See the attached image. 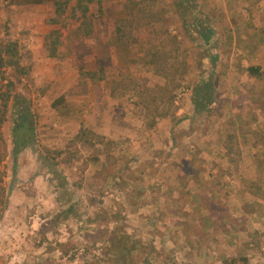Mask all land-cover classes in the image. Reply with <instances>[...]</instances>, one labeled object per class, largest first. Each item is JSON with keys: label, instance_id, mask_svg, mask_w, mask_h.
I'll return each instance as SVG.
<instances>
[{"label": "rangeland", "instance_id": "1", "mask_svg": "<svg viewBox=\"0 0 264 264\" xmlns=\"http://www.w3.org/2000/svg\"><path fill=\"white\" fill-rule=\"evenodd\" d=\"M18 1L0 0V43H16L20 63L29 71L15 87L3 126L8 156L0 183L5 195L2 209L0 190V264H264L261 248L246 250L240 239H231L234 235L221 239V227L210 241L200 224L197 229L183 224L196 230L192 242L177 235L150 244L144 233L159 231L167 237L168 225L164 224V232L157 230L158 224L142 221L146 209L134 208L135 203L147 201L151 194L142 190L156 180L149 184L138 175L133 183L128 181L130 164L146 163L149 156L143 160L135 146L122 151L114 144V119L122 133L130 128L126 119L140 121V134L144 125L152 127L156 113L147 111L142 99L145 89L162 79L145 64L148 52L166 43L176 61L186 63L173 103L192 98L195 70L208 71L200 66L206 55L196 45L200 39L181 29L179 20L171 16L179 14L181 0H101L100 10L94 2L89 8L93 35L84 40L65 34L55 58L47 50L48 35L60 27L52 22L53 0L39 5ZM182 8L190 22V10L185 4ZM119 25L125 38L121 54L115 45ZM160 31L168 38L157 36ZM174 38L176 44L170 43ZM181 87L189 92L176 100ZM116 88L125 95L114 104ZM18 97L28 106L25 123L32 129L27 135L33 147L22 149L14 167L11 139L21 122L18 108L13 107ZM173 103L158 111L171 116L172 122ZM82 130L102 136L109 146L91 135L80 140ZM103 167L107 173L96 177ZM13 176L15 182L6 196ZM161 190L157 189L158 196Z\"/></svg>", "mask_w": 264, "mask_h": 264}, {"label": "crops", "instance_id": "2", "mask_svg": "<svg viewBox=\"0 0 264 264\" xmlns=\"http://www.w3.org/2000/svg\"><path fill=\"white\" fill-rule=\"evenodd\" d=\"M184 4L192 14L190 22L182 13ZM178 6L179 14L171 16L181 29L200 39L199 50H206L200 66L208 71L195 70L192 78L197 87L212 85L214 101L206 112H196L193 90L190 100L173 103L174 122L171 116L156 115L152 127H142L143 134L138 119H126L130 128L123 133L114 119V144L122 151L135 146L143 160L149 156L146 163L130 164L128 181L133 183L138 175L149 184L156 180L142 190L151 194L147 201L142 198L134 208L148 211L145 224H158L157 230L168 228L171 233L167 237L159 231L144 233L153 245L177 235L191 240L196 230L181 225L197 229L200 224L210 241L221 227V239L234 235L231 239H240L244 249L264 251V0H181ZM115 45L121 54L122 45L117 40ZM124 95L114 89V104ZM14 102L21 121L14 132L29 129L26 101L18 97ZM28 141L32 148L30 137Z\"/></svg>", "mask_w": 264, "mask_h": 264}, {"label": "trees", "instance_id": "3", "mask_svg": "<svg viewBox=\"0 0 264 264\" xmlns=\"http://www.w3.org/2000/svg\"><path fill=\"white\" fill-rule=\"evenodd\" d=\"M46 0H20L18 4H33L39 5ZM96 2L98 10L101 9V0H53L54 19L53 24L59 25V29L51 32L47 37V50L49 56L57 57V50L62 48V40L67 33H73L75 38L88 39L93 35L94 23L89 14L90 4ZM150 29L154 27L150 24ZM114 28V23H113ZM149 29V30H150ZM148 30V32H149ZM167 32L160 31L157 36H164ZM116 36L119 43L124 42V31L121 25L116 27ZM167 37V35L165 36ZM168 38V37H167ZM176 44V39L169 41ZM166 43H158V46L150 49L148 52V60L146 65L153 68L156 75L162 81L155 84L151 88H146L144 91V98L142 99L143 106L147 111L155 112L158 116H165L161 114L160 107L163 105H172L174 90L179 87L180 83L186 75V63L176 61L173 55V50H167ZM9 72V73H8ZM28 69L20 63L18 48L14 42L0 43V82L2 89H0V183L3 177L6 176L4 163L8 156L6 142L3 136V126L7 122L8 112L10 110V101L13 98L14 90L18 82L28 75ZM193 104L196 112L204 113L214 101L212 85L205 83L202 87L194 89ZM153 108V109H152ZM27 129V132L20 134V131ZM27 133H32L31 128L21 127L18 131L12 134V154L16 158L22 149L30 147L29 136ZM91 135L100 143L105 142L100 135H95L91 132L82 130L77 137L81 140L83 136ZM109 146V144H108ZM103 173H107V169L103 167L101 171L96 173V177H101ZM2 209L5 206V195L2 187H0ZM10 193V188L6 196ZM1 218V212H0ZM62 247V245H61ZM122 259L119 260L121 262Z\"/></svg>", "mask_w": 264, "mask_h": 264}, {"label": "built area", "instance_id": "4", "mask_svg": "<svg viewBox=\"0 0 264 264\" xmlns=\"http://www.w3.org/2000/svg\"><path fill=\"white\" fill-rule=\"evenodd\" d=\"M189 90L186 87H181L176 92V100H179L185 97L188 94Z\"/></svg>", "mask_w": 264, "mask_h": 264}]
</instances>
